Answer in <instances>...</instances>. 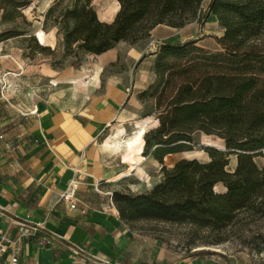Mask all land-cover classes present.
Here are the masks:
<instances>
[{
  "label": "crops",
  "instance_id": "0c3cea01",
  "mask_svg": "<svg viewBox=\"0 0 264 264\" xmlns=\"http://www.w3.org/2000/svg\"><path fill=\"white\" fill-rule=\"evenodd\" d=\"M113 15L98 19L110 22ZM222 33L212 13L179 28L157 24L146 37L127 43L131 65L113 72L106 67L117 61L114 46L60 67L55 61L62 52L41 59L0 55V234L20 247L16 258L10 244L0 249V263L245 264L222 252H183L137 231L120 219L108 196L109 189L137 173L133 169L116 177L129 166L120 144L140 125L157 121L139 114L138 93L155 80L159 46L195 39L213 50ZM121 129L125 134L118 136ZM138 153L143 169L149 156L143 155V146ZM72 184L76 201L70 208L61 195ZM36 222L40 225L32 234L18 231L20 224Z\"/></svg>",
  "mask_w": 264,
  "mask_h": 264
},
{
  "label": "trees",
  "instance_id": "16d2710c",
  "mask_svg": "<svg viewBox=\"0 0 264 264\" xmlns=\"http://www.w3.org/2000/svg\"><path fill=\"white\" fill-rule=\"evenodd\" d=\"M116 2L118 10L105 22L98 19L92 0H54L44 23L61 25L66 48L76 44L94 54L119 41L133 44L157 24L179 28L209 13L223 28L216 38L218 50L197 45L195 39L159 46L155 80L138 98L151 102V111L143 116L155 113L157 125L144 133L142 146L143 155L150 152L161 164L162 179L148 193L113 191L120 219L170 220L220 230L240 214L264 217V164L254 160L264 150V0H209L205 15L202 0ZM195 132L221 138L224 149L206 145L207 161L182 157L166 167L163 158L190 150ZM230 155L236 156L232 170L226 168ZM218 183L221 192L214 188ZM259 239L257 247L264 244V237ZM193 253L219 254L211 249Z\"/></svg>",
  "mask_w": 264,
  "mask_h": 264
},
{
  "label": "rangeland",
  "instance_id": "374dc122",
  "mask_svg": "<svg viewBox=\"0 0 264 264\" xmlns=\"http://www.w3.org/2000/svg\"><path fill=\"white\" fill-rule=\"evenodd\" d=\"M49 1L0 0V55L21 53L25 59L32 58L33 56L41 59L53 52L56 54L62 52L61 58L55 61V65L58 67L67 63L76 64L83 60L87 53L76 48V44L70 45L69 48L65 47L63 43L64 31L60 28V24H53L51 20L44 23L46 10L53 3H49ZM208 1L202 0L203 15H205L204 10ZM92 2L98 13L97 17L100 19H110L117 7L116 0H92ZM46 3H49V5L45 6ZM36 36H41L44 42H40ZM127 43L125 41L114 45L118 50V58L115 63L106 67L107 71H122L131 65L126 55ZM219 48L216 41L215 49L213 50H218ZM163 63L168 64L167 62ZM7 69L8 67L5 68V70ZM8 86L9 83L6 84V87ZM139 111L140 115L150 112L151 102L149 100L141 101ZM151 113L154 116L155 113ZM155 125H157V121H150L147 124L140 125L137 131L119 146L122 158L124 161L129 162V166L116 177L120 178L124 175H130L133 169L137 173L127 177L126 181H120L113 189H109L108 196L116 209L118 207L112 196L113 191L116 190L132 195L148 193L162 179L160 167L158 165L153 166L151 163L152 157L150 152L147 154L149 160H146L143 164L145 171L140 167L142 157L138 153L142 148V139L145 137L144 133L146 129L154 128ZM200 141L205 143L213 142L211 146L220 149L224 148L221 138L215 135H206L203 132H195L190 146L191 149L166 155L163 158V164L166 167H170L182 157H195L201 161H207L209 156L204 150V146L206 145L200 144ZM254 160L258 165L264 164V150L256 155ZM134 163H138L137 166L139 168L137 166L133 167ZM235 165L236 156L230 155L226 168L232 170ZM214 188L220 192L224 190L220 183ZM124 222L137 231L147 232L152 236L160 237L175 247L180 248L183 252L197 249H211L222 252L230 258L241 260L245 264H264V244H260L259 247L256 246L260 242L259 238L264 237V217L240 214L234 221L220 230L189 223L150 218L125 219Z\"/></svg>",
  "mask_w": 264,
  "mask_h": 264
},
{
  "label": "built area",
  "instance_id": "2783aa9c",
  "mask_svg": "<svg viewBox=\"0 0 264 264\" xmlns=\"http://www.w3.org/2000/svg\"><path fill=\"white\" fill-rule=\"evenodd\" d=\"M75 188H76L75 184H72L71 188L67 192L61 195V199L64 202H67L70 208H73L75 206V201H76V198L74 196ZM39 225H40L39 222H36L34 224L23 223L18 226V231L20 232L21 235H29V234H32L34 231H36ZM9 244L11 245V251H10L11 257L16 258L18 256L19 249H20L18 243L12 240L8 235L1 233L0 234V249H6ZM102 262L108 263L107 260L102 261ZM0 264H6V263L2 262Z\"/></svg>",
  "mask_w": 264,
  "mask_h": 264
},
{
  "label": "bare ground",
  "instance_id": "6f19581e",
  "mask_svg": "<svg viewBox=\"0 0 264 264\" xmlns=\"http://www.w3.org/2000/svg\"><path fill=\"white\" fill-rule=\"evenodd\" d=\"M116 10L114 11V14L116 13V11L118 10V3L116 2ZM203 143H205V142H203ZM117 144V143H116ZM205 144H210V145H213V142H206ZM117 146H118V144H117Z\"/></svg>",
  "mask_w": 264,
  "mask_h": 264
},
{
  "label": "clouds",
  "instance_id": "9594fccd",
  "mask_svg": "<svg viewBox=\"0 0 264 264\" xmlns=\"http://www.w3.org/2000/svg\"><path fill=\"white\" fill-rule=\"evenodd\" d=\"M124 134H125L124 130L121 129V131H120L117 135H118V136H122V135H124Z\"/></svg>",
  "mask_w": 264,
  "mask_h": 264
},
{
  "label": "water",
  "instance_id": "95a60500",
  "mask_svg": "<svg viewBox=\"0 0 264 264\" xmlns=\"http://www.w3.org/2000/svg\"><path fill=\"white\" fill-rule=\"evenodd\" d=\"M200 144H202V145H207V146H211L210 144H205V143H203L202 141H200ZM221 149H224V148H221ZM184 158H186V157H184Z\"/></svg>",
  "mask_w": 264,
  "mask_h": 264
}]
</instances>
